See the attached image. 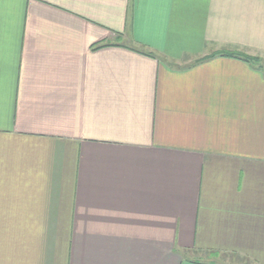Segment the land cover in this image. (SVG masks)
<instances>
[{"label": "crops", "instance_id": "obj_1", "mask_svg": "<svg viewBox=\"0 0 264 264\" xmlns=\"http://www.w3.org/2000/svg\"><path fill=\"white\" fill-rule=\"evenodd\" d=\"M227 52L264 0H0V264H264V70Z\"/></svg>", "mask_w": 264, "mask_h": 264}, {"label": "rangeland", "instance_id": "obj_2", "mask_svg": "<svg viewBox=\"0 0 264 264\" xmlns=\"http://www.w3.org/2000/svg\"><path fill=\"white\" fill-rule=\"evenodd\" d=\"M261 60L260 63L262 65V69L264 70V55L258 56ZM191 61H185L181 62V64H187L193 62ZM202 259L207 260L209 263L213 264H255L250 259H247L240 255H234V254H224V253H205L200 257Z\"/></svg>", "mask_w": 264, "mask_h": 264}, {"label": "trees", "instance_id": "obj_3", "mask_svg": "<svg viewBox=\"0 0 264 264\" xmlns=\"http://www.w3.org/2000/svg\"><path fill=\"white\" fill-rule=\"evenodd\" d=\"M221 55L237 56V57L242 58L245 61H248L250 63H253V64L257 65L260 68L262 67L261 64H258V63L261 62V60H260V58L258 56H250V55H246V54L239 53V52H227V53H223ZM210 264H213V263H210Z\"/></svg>", "mask_w": 264, "mask_h": 264}]
</instances>
